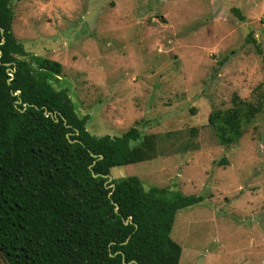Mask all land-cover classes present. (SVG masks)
Masks as SVG:
<instances>
[{"label":"rangeland","instance_id":"374dc122","mask_svg":"<svg viewBox=\"0 0 264 264\" xmlns=\"http://www.w3.org/2000/svg\"><path fill=\"white\" fill-rule=\"evenodd\" d=\"M12 10L25 50L62 65L55 87L88 132L159 136L157 158L112 168V180L200 198L175 216L179 264H264V0H13ZM235 97L262 111L225 146L208 118Z\"/></svg>","mask_w":264,"mask_h":264},{"label":"trees","instance_id":"16d2710c","mask_svg":"<svg viewBox=\"0 0 264 264\" xmlns=\"http://www.w3.org/2000/svg\"><path fill=\"white\" fill-rule=\"evenodd\" d=\"M12 2L0 0L1 257L6 264H179L175 216L200 198L145 191L137 177L109 180L112 168L157 158L159 136L136 127L120 137L88 132L89 118L55 87L62 65L28 53L14 36ZM261 111L235 97L208 122L227 146Z\"/></svg>","mask_w":264,"mask_h":264},{"label":"water","instance_id":"95a60500","mask_svg":"<svg viewBox=\"0 0 264 264\" xmlns=\"http://www.w3.org/2000/svg\"><path fill=\"white\" fill-rule=\"evenodd\" d=\"M0 31L2 32L1 28H0ZM15 94H17V92L14 93V95H15ZM18 103H19V101H18ZM62 120H63V123L66 124L65 120H64V119H62ZM75 141H76V140H75ZM75 141H74V142H75ZM108 178H109V180L112 179L110 175L108 176ZM122 260H123V255H122ZM130 263H134V262H130ZM130 263H125V262L123 261V264H130Z\"/></svg>","mask_w":264,"mask_h":264}]
</instances>
